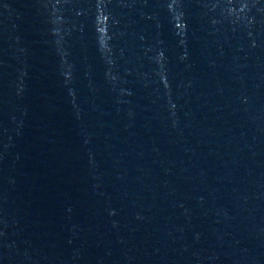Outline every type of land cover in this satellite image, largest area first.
Returning a JSON list of instances; mask_svg holds the SVG:
<instances>
[{"label": "water", "instance_id": "95a60500", "mask_svg": "<svg viewBox=\"0 0 264 264\" xmlns=\"http://www.w3.org/2000/svg\"><path fill=\"white\" fill-rule=\"evenodd\" d=\"M0 264H264V0H0Z\"/></svg>", "mask_w": 264, "mask_h": 264}]
</instances>
